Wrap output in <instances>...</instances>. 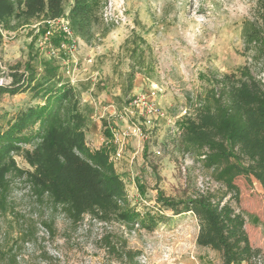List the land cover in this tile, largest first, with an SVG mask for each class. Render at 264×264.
<instances>
[{"label":"rangeland","instance_id":"1","mask_svg":"<svg viewBox=\"0 0 264 264\" xmlns=\"http://www.w3.org/2000/svg\"><path fill=\"white\" fill-rule=\"evenodd\" d=\"M93 2L98 21L91 42L77 38L70 54L59 49L65 35L58 23L26 26L4 35L3 69L20 63L41 71L43 62L59 67L81 93L88 146L94 149L104 139L111 157L121 149V157L112 163L138 211L158 212V191L173 198L215 193L220 186L210 173L191 156L175 151L170 138L176 123L192 111L196 95L211 86L213 74L235 73L249 65L263 78L260 64L252 63L244 51L242 35L255 0ZM139 57L144 70L131 75L132 62ZM151 84L158 85L159 92L148 99V106L156 109L148 115L135 99L145 96ZM36 103L27 92L0 97V125ZM107 105L115 108V115L105 113L97 132L89 114ZM103 122L112 139L105 137ZM129 127L138 128L142 137L121 139ZM15 160L18 167L29 168L20 157ZM235 184L240 200L230 204L242 213L251 245L264 254V191L253 178L238 177ZM10 198L11 212L0 215V264H221L217 252L197 245L198 224L192 215L173 217L163 210L171 218L151 232L138 225L132 230L123 224L102 225L90 216L73 226L45 200L37 201L23 183L14 182ZM106 234L117 244L124 240L126 249L137 253L135 259L120 262L106 255L100 243ZM263 262L264 256L258 264Z\"/></svg>","mask_w":264,"mask_h":264},{"label":"trees","instance_id":"2","mask_svg":"<svg viewBox=\"0 0 264 264\" xmlns=\"http://www.w3.org/2000/svg\"><path fill=\"white\" fill-rule=\"evenodd\" d=\"M65 18L75 37L91 42L97 25L93 0H0V97L30 94L35 105L12 114L0 125V215L11 212L14 182L25 184L37 201L45 200L76 225L85 216L102 225L123 224L148 231L171 217L192 215L198 224L196 243L220 255L221 264H258L264 254L254 248L245 232L235 180L253 178L264 191V0H255L252 18L243 27L244 51L259 63L262 77L244 65L235 73L217 75L211 86L195 97L191 112L176 123L170 138L179 154L200 162L220 188L183 198L157 192L158 212H140L130 204L125 183L110 160L107 144L92 149L86 141L87 118L81 93L51 62L41 71L20 63L3 69V38L33 24ZM139 57L131 75L144 70ZM107 139L112 134L102 123ZM20 157L29 168L17 166ZM228 198V199H227ZM101 237L106 255L132 262L137 253L126 242ZM264 264V262H263Z\"/></svg>","mask_w":264,"mask_h":264},{"label":"built area","instance_id":"3","mask_svg":"<svg viewBox=\"0 0 264 264\" xmlns=\"http://www.w3.org/2000/svg\"><path fill=\"white\" fill-rule=\"evenodd\" d=\"M55 22L58 23V25H60L61 31L65 35V37H64L65 41L59 45V49L62 50L63 52H67V53L72 54L76 49L77 37L74 36L73 31L71 29V26L65 18L56 19V20H53L51 22H47V24L53 25V23H55ZM50 35H51V32L48 30L45 33L46 39ZM158 92H159L158 85L151 84V86L149 87V90L146 92L145 96H139L138 98L135 99V104L145 114L147 113L149 115V113L155 112L156 109L154 108V106H148V99H149V97H154L156 95V93H158ZM126 113L130 114V111L126 110ZM148 123L150 124V121H148ZM128 129H129L128 131H124L121 133V135H120L121 139L124 140L126 137H128L130 135H137L139 137H142V132H140V130L138 128L129 127ZM114 137H115V135H114ZM157 154H159V152H157ZM121 155H122V151L119 148V150H117L115 152L113 157L110 156V160L111 161H112V159L118 160L121 157Z\"/></svg>","mask_w":264,"mask_h":264},{"label":"crops","instance_id":"4","mask_svg":"<svg viewBox=\"0 0 264 264\" xmlns=\"http://www.w3.org/2000/svg\"><path fill=\"white\" fill-rule=\"evenodd\" d=\"M105 113H107V115L109 117H113L115 115V108L112 105L111 106L107 105L105 107L102 106V108L100 110H98V109L96 111L94 110L93 115L89 114V117L91 116V118H92V116H93L91 124L96 127L97 132H99L101 130V120H102V116L105 115ZM88 127H89V125H88ZM85 134H86V139H88L89 132H88V134L87 133H85ZM97 138H98V136H97ZM100 142L101 143H98V147H94V149L100 148L103 145V143L107 144V142H105L104 139H101Z\"/></svg>","mask_w":264,"mask_h":264}]
</instances>
